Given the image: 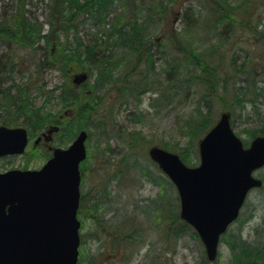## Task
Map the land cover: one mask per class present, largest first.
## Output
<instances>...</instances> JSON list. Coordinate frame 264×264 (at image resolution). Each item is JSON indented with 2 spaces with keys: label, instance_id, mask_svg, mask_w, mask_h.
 I'll use <instances>...</instances> for the list:
<instances>
[{
  "label": "rangeland",
  "instance_id": "374dc122",
  "mask_svg": "<svg viewBox=\"0 0 264 264\" xmlns=\"http://www.w3.org/2000/svg\"><path fill=\"white\" fill-rule=\"evenodd\" d=\"M185 2L171 18L172 25H165V33H172L186 52L177 71L168 72L173 64L162 31L148 23L141 31L152 35L158 46L153 68L145 70L142 65L138 75L128 76L119 65L114 82L101 87L94 71L76 88L73 75L82 70L59 63L35 67L49 51L71 40L68 32H61L62 18L53 14V0H0V22L6 6L4 26L26 19L51 39L47 52H34L11 44L15 41L0 33V60L13 62L12 72L0 77V92L11 89L14 100L25 106L15 125L7 127H23L29 133L24 154L0 159V173L40 169L53 149H65L80 131L87 133L86 158L79 166L77 264H242L255 262L246 259L264 253V166L253 173L263 185L249 192L238 219L220 238L215 261L208 262L199 237L179 217L176 188L148 156L155 146L177 154L188 167L197 166L199 140L223 112L230 113L231 128L244 146L264 137V0ZM122 8L119 1L112 4L107 22L112 23ZM18 10L23 14L15 21ZM94 27L91 22L81 26L85 42L94 41ZM190 51L197 54V61L186 60ZM205 75L215 92L203 84ZM126 76L132 81L144 78L147 88L141 91L137 86L123 94L121 79ZM68 86L74 92L67 96ZM81 106L95 109L85 118ZM31 112L36 113L32 119ZM5 114L0 107V125ZM36 117L45 123L34 124ZM48 118L66 129L78 128L70 138L67 129L50 134L49 143L41 138L34 144L51 127H58ZM205 125L204 132L190 134Z\"/></svg>",
  "mask_w": 264,
  "mask_h": 264
},
{
  "label": "water",
  "instance_id": "95a60500",
  "mask_svg": "<svg viewBox=\"0 0 264 264\" xmlns=\"http://www.w3.org/2000/svg\"><path fill=\"white\" fill-rule=\"evenodd\" d=\"M87 78L84 72L75 74L73 83L78 86ZM229 119L228 112L221 113L200 139L196 167L162 148L148 150L150 160L175 186L179 217L196 231L209 262L215 260L220 236L238 218L248 192L262 186L253 172L264 166V137H255L244 148ZM56 131L49 129L44 141ZM86 138L80 131L66 149H53L38 170L0 173V264H77L79 166L86 158ZM27 144L26 129L0 126V158L22 155Z\"/></svg>",
  "mask_w": 264,
  "mask_h": 264
},
{
  "label": "trees",
  "instance_id": "16d2710c",
  "mask_svg": "<svg viewBox=\"0 0 264 264\" xmlns=\"http://www.w3.org/2000/svg\"><path fill=\"white\" fill-rule=\"evenodd\" d=\"M12 1V0H10ZM16 0H13V2ZM20 1V0H19ZM120 2L123 6L120 14L114 19L112 23L107 22L108 15L112 4ZM185 0H53V13L58 18H62L61 32H68L71 35V40L68 39L69 44L65 47H59L54 52L49 51V57L45 60L38 61L35 64L36 68L45 67V64L59 63L70 65L74 70L87 71V73H94L97 76V86H103L106 82L111 80L114 82V74L116 68L119 65L125 67L128 76L138 75V68L144 66L145 70L153 68L154 56L158 54V46L154 42V37L150 35L146 37L143 35L141 28L144 24L155 23L156 28L162 31L163 37L167 46V53L171 57V63L169 65L168 72L173 70L177 71L176 64L181 61V55L186 52L182 49V44L177 45L174 42L173 35L166 34L165 25H172L175 14L179 12ZM6 6L3 5V22L6 21L4 17L6 15ZM23 12L18 10L15 14V21L20 19ZM8 21V20H7ZM0 22V33L7 35L11 40L15 41L11 44L20 47L32 48L36 51H46L49 39L46 35L41 34V29H37L33 24H30L28 20L23 19L18 22H10V25L4 26L5 23ZM87 22H91L95 25L94 41L85 42L80 35V28ZM52 25V21L49 22ZM97 27V28H96ZM168 29H171L169 27ZM98 31V32H97ZM103 34V37L100 35ZM24 36L23 39L22 37ZM2 36V35H1ZM3 37V36H2ZM4 38V37H3ZM39 42L43 44L39 45ZM39 46H38V45ZM198 60L197 54L190 51L189 57L186 60ZM195 61V62H196ZM197 64V63H196ZM13 62L10 59L0 60V77L4 78L5 73L12 72ZM175 71V73H176ZM204 74V71H201ZM215 74V72H213ZM126 76L121 79L125 83L124 93L127 91H133L139 87L141 91H144L147 87L145 80L139 79L132 81ZM202 76V75H200ZM201 78V77H199ZM118 80V79H117ZM203 84L208 85V89L215 92L214 86L211 85L206 75L203 78ZM98 87V88H99ZM74 92L71 86H68V90H65V94L68 96ZM64 93V92H63ZM68 100V97H67ZM0 107L5 110V118L3 122L5 126H10L17 122L18 116L25 112V106L19 104L11 95V89L4 92H0ZM93 108L80 107L85 118L90 117L91 113L94 112ZM36 113L31 112L28 116L34 117ZM34 124H43L45 119H37ZM48 122H55L58 125V132H68L72 135L73 128H78V125H71L69 128H65L60 125L56 120L48 118ZM50 120V121H49ZM207 125L201 127L199 131L194 130L190 134L196 135L204 132ZM71 130V132L69 131ZM203 134V133H202ZM186 227V225H183ZM235 246V245H234ZM249 256L247 253H244ZM256 259L247 258L246 261H253L264 264V253L256 255ZM257 260V261H256Z\"/></svg>",
  "mask_w": 264,
  "mask_h": 264
}]
</instances>
